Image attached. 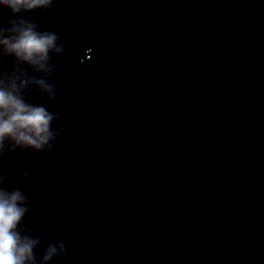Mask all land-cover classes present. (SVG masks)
<instances>
[{"label":"water","instance_id":"obj_1","mask_svg":"<svg viewBox=\"0 0 264 264\" xmlns=\"http://www.w3.org/2000/svg\"><path fill=\"white\" fill-rule=\"evenodd\" d=\"M21 18L63 47L44 69L0 56L54 114L51 149L0 151L38 264L59 241L46 264H264V0L0 8V27Z\"/></svg>","mask_w":264,"mask_h":264},{"label":"clouds","instance_id":"obj_2","mask_svg":"<svg viewBox=\"0 0 264 264\" xmlns=\"http://www.w3.org/2000/svg\"><path fill=\"white\" fill-rule=\"evenodd\" d=\"M53 0H0V8H7L12 14L36 8H47ZM10 27H0V56L11 55L38 69L45 68L49 51L61 52L57 45V34L38 31L33 23L23 18L10 21ZM26 81L20 80L19 87ZM43 91L52 93V85L42 79L35 81ZM54 114L43 105H33L24 100L18 86H5L0 79V151L4 141H11L12 147H28L33 150L51 149L50 141L55 133L50 122ZM58 118V116L56 117ZM27 175V173H24ZM3 175L0 174V184ZM30 203L20 188L0 187V264H38L34 248L39 239L22 234L21 225ZM30 231V230H29ZM63 241L49 243L40 256L39 264H46L58 252H63Z\"/></svg>","mask_w":264,"mask_h":264}]
</instances>
